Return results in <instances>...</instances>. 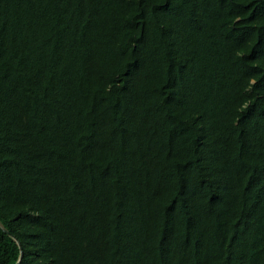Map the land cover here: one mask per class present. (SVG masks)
I'll list each match as a JSON object with an SVG mask.
<instances>
[{
  "label": "trees",
  "instance_id": "1",
  "mask_svg": "<svg viewBox=\"0 0 264 264\" xmlns=\"http://www.w3.org/2000/svg\"><path fill=\"white\" fill-rule=\"evenodd\" d=\"M264 264V0H0V264Z\"/></svg>",
  "mask_w": 264,
  "mask_h": 264
},
{
  "label": "water",
  "instance_id": "2",
  "mask_svg": "<svg viewBox=\"0 0 264 264\" xmlns=\"http://www.w3.org/2000/svg\"><path fill=\"white\" fill-rule=\"evenodd\" d=\"M15 264H18V262H17V263H15Z\"/></svg>",
  "mask_w": 264,
  "mask_h": 264
}]
</instances>
